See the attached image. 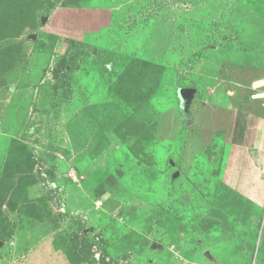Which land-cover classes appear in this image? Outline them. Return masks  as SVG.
Returning a JSON list of instances; mask_svg holds the SVG:
<instances>
[{"label": "rangeland", "instance_id": "rangeland-1", "mask_svg": "<svg viewBox=\"0 0 264 264\" xmlns=\"http://www.w3.org/2000/svg\"><path fill=\"white\" fill-rule=\"evenodd\" d=\"M262 83L264 0H0V264H264Z\"/></svg>", "mask_w": 264, "mask_h": 264}, {"label": "built area", "instance_id": "built-area-1", "mask_svg": "<svg viewBox=\"0 0 264 264\" xmlns=\"http://www.w3.org/2000/svg\"><path fill=\"white\" fill-rule=\"evenodd\" d=\"M264 83L260 84V85H257V84H254V93L251 95V100L254 101V102H257V101H264V90H261V85H263Z\"/></svg>", "mask_w": 264, "mask_h": 264}, {"label": "trees", "instance_id": "trees-1", "mask_svg": "<svg viewBox=\"0 0 264 264\" xmlns=\"http://www.w3.org/2000/svg\"><path fill=\"white\" fill-rule=\"evenodd\" d=\"M4 7H6L5 5H4ZM79 46V45H78ZM84 47H87V48H90V47H88L87 45H85ZM70 49H71V47H70ZM79 49H77V51H78ZM77 51H76V53H77ZM76 55V54H75ZM135 76V75H134Z\"/></svg>", "mask_w": 264, "mask_h": 264}, {"label": "clouds", "instance_id": "clouds-1", "mask_svg": "<svg viewBox=\"0 0 264 264\" xmlns=\"http://www.w3.org/2000/svg\"><path fill=\"white\" fill-rule=\"evenodd\" d=\"M252 101V100H251ZM252 102H254V101H252ZM257 102H261V101H257Z\"/></svg>", "mask_w": 264, "mask_h": 264}]
</instances>
